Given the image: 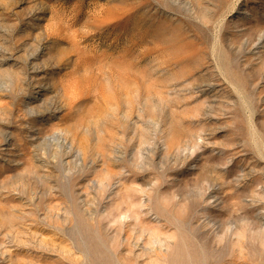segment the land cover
<instances>
[{"label":"rangeland","instance_id":"obj_1","mask_svg":"<svg viewBox=\"0 0 264 264\" xmlns=\"http://www.w3.org/2000/svg\"><path fill=\"white\" fill-rule=\"evenodd\" d=\"M262 34L264 0H0V264H264Z\"/></svg>","mask_w":264,"mask_h":264},{"label":"bare ground","instance_id":"obj_2","mask_svg":"<svg viewBox=\"0 0 264 264\" xmlns=\"http://www.w3.org/2000/svg\"><path fill=\"white\" fill-rule=\"evenodd\" d=\"M247 7V6H246ZM241 16L247 18V16H249L250 12H247L246 10L244 11H240ZM231 15V14H230ZM232 18V17H231ZM251 49H250V55L253 58H257L259 57L263 50H264V34L260 35L257 39L253 40L251 42ZM248 45V44H247ZM32 76L34 79H36V81H38V86H36V92L34 93L35 95L33 97H31V100L33 101V103L38 102L40 99H42L41 97L45 95L46 91L48 90L47 86L42 85V80L46 79V73H44L43 70H38L36 68V66H34L32 68ZM31 74V72H30ZM207 87L209 89H211L213 86L211 84L207 85ZM206 87V88H207ZM207 88V89H208ZM212 91V90H211ZM58 139V137H56V140ZM7 140V139H6ZM5 140V141H6ZM4 147H10V143L7 141L5 142V144H3ZM212 149V148H211ZM5 150V149H4Z\"/></svg>","mask_w":264,"mask_h":264}]
</instances>
